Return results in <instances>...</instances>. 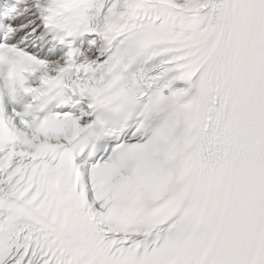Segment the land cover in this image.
Segmentation results:
<instances>
[{
	"label": "snow or ice",
	"instance_id": "6c2138e0",
	"mask_svg": "<svg viewBox=\"0 0 264 264\" xmlns=\"http://www.w3.org/2000/svg\"><path fill=\"white\" fill-rule=\"evenodd\" d=\"M0 264H264V0H0Z\"/></svg>",
	"mask_w": 264,
	"mask_h": 264
}]
</instances>
